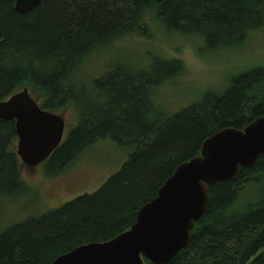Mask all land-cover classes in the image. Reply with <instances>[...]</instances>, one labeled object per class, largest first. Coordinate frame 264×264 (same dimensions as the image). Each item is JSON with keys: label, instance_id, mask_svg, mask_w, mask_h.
I'll return each mask as SVG.
<instances>
[{"label": "trees", "instance_id": "1", "mask_svg": "<svg viewBox=\"0 0 264 264\" xmlns=\"http://www.w3.org/2000/svg\"><path fill=\"white\" fill-rule=\"evenodd\" d=\"M263 21L264 0H42L26 15L12 0L1 1L0 102L27 88L42 109L70 107L77 114L44 163L46 173L61 174L107 138L136 152L97 192L1 233L0 264H52L77 247L112 240L130 229L182 163L200 155L205 140L264 116V64L173 114L156 97L186 75L182 60L153 55L143 69L124 60L93 81L80 77L82 65L114 41L148 38L153 27L195 40L201 56L228 54L263 30ZM15 139L14 122H0L2 198L13 185L27 191L11 149ZM209 190V207L188 247L168 264H264V156Z\"/></svg>", "mask_w": 264, "mask_h": 264}, {"label": "water", "instance_id": "2", "mask_svg": "<svg viewBox=\"0 0 264 264\" xmlns=\"http://www.w3.org/2000/svg\"><path fill=\"white\" fill-rule=\"evenodd\" d=\"M4 1V0H0ZM26 15L42 0H12ZM0 122H14L20 164L34 170L62 144L65 121L42 109L27 88L0 102ZM264 156V116L243 130H221L202 144L200 155L182 163L137 212L130 229L104 243L82 245L52 264H168L191 241L210 204L209 187L235 180L240 169Z\"/></svg>", "mask_w": 264, "mask_h": 264}, {"label": "rangeland", "instance_id": "3", "mask_svg": "<svg viewBox=\"0 0 264 264\" xmlns=\"http://www.w3.org/2000/svg\"><path fill=\"white\" fill-rule=\"evenodd\" d=\"M149 36H130L114 41L82 65L80 77L91 81L99 79L114 64L124 60L143 69L153 55L182 60L186 75L162 87L156 97L157 105L173 114L198 101L209 89L223 90L232 76L264 64V29L251 34L248 42L236 51L209 58L196 52L193 39L169 36L157 27L149 30ZM52 113L65 121V140L77 123V114L70 107ZM135 152L134 146L120 145L109 138L99 140L56 176L47 174L44 164L31 171L19 162L20 181L27 191L13 185L9 194L0 199V234L57 210L80 196L97 192L122 170Z\"/></svg>", "mask_w": 264, "mask_h": 264}, {"label": "flooded vegetation", "instance_id": "4", "mask_svg": "<svg viewBox=\"0 0 264 264\" xmlns=\"http://www.w3.org/2000/svg\"><path fill=\"white\" fill-rule=\"evenodd\" d=\"M14 127H15V124H14ZM15 134H16V129H15ZM9 141H11V140H8V142ZM18 142V139H17V135H16V139L14 140V142L12 143V146H11V149H12V151L14 152V155L15 156H17V154H16V147H17V144L16 145H14V143L15 142ZM7 142V141H6ZM7 144V143H6ZM6 147V146H5ZM4 151H6V150H4ZM5 153V152H4ZM5 155H6V153H5ZM18 158V157H17ZM19 159V158H18ZM44 164V163H43ZM21 165V164H20ZM41 166V165H40ZM24 168V167H23ZM37 168H39V166L38 167H36L35 169H37ZM27 169V168H26ZM34 169V170H35ZM28 170H30V169H28ZM34 170H31V171H34ZM2 197H0V199H1Z\"/></svg>", "mask_w": 264, "mask_h": 264}, {"label": "bare ground", "instance_id": "5", "mask_svg": "<svg viewBox=\"0 0 264 264\" xmlns=\"http://www.w3.org/2000/svg\"><path fill=\"white\" fill-rule=\"evenodd\" d=\"M264 22V21H263ZM150 37V36H149ZM125 38V37H124Z\"/></svg>", "mask_w": 264, "mask_h": 264}]
</instances>
